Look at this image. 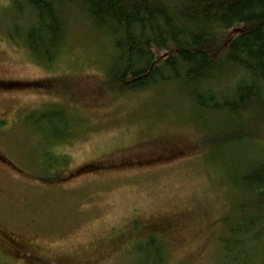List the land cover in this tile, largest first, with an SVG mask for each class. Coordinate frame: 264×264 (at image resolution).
<instances>
[{"label": "rangeland", "instance_id": "rangeland-1", "mask_svg": "<svg viewBox=\"0 0 264 264\" xmlns=\"http://www.w3.org/2000/svg\"><path fill=\"white\" fill-rule=\"evenodd\" d=\"M25 6L0 0V264H264L263 241L249 258L228 243L248 198L233 177L264 159V120L212 150L179 86L112 90L114 42L77 9L36 60Z\"/></svg>", "mask_w": 264, "mask_h": 264}, {"label": "trees", "instance_id": "trees-1", "mask_svg": "<svg viewBox=\"0 0 264 264\" xmlns=\"http://www.w3.org/2000/svg\"><path fill=\"white\" fill-rule=\"evenodd\" d=\"M25 2L33 17L26 44L36 60L48 63L56 57L67 38L68 13L77 9L114 42L107 71L112 90L135 93L179 86L195 118L208 128L202 138L212 150L228 146L231 153L236 151L248 139L253 118L264 120V0ZM237 26L242 29L224 37ZM161 51L166 53L160 55ZM72 135L66 132L58 138ZM233 180L248 198L228 243L242 247V257L249 258L248 246L264 242V159L252 158L239 166ZM149 241L156 243L155 238ZM234 249L226 248L229 258Z\"/></svg>", "mask_w": 264, "mask_h": 264}, {"label": "flooded vegetation", "instance_id": "flooded-vegetation-1", "mask_svg": "<svg viewBox=\"0 0 264 264\" xmlns=\"http://www.w3.org/2000/svg\"><path fill=\"white\" fill-rule=\"evenodd\" d=\"M2 240L4 241V239L2 238Z\"/></svg>", "mask_w": 264, "mask_h": 264}]
</instances>
